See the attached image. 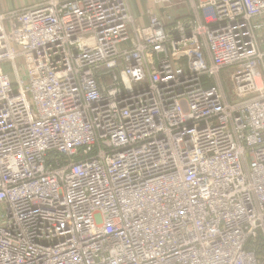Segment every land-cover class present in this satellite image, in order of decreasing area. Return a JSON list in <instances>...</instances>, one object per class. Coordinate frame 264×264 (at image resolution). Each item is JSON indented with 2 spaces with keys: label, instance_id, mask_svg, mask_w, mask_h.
<instances>
[{
  "label": "built area",
  "instance_id": "1",
  "mask_svg": "<svg viewBox=\"0 0 264 264\" xmlns=\"http://www.w3.org/2000/svg\"><path fill=\"white\" fill-rule=\"evenodd\" d=\"M193 7L0 13V264H264V0Z\"/></svg>",
  "mask_w": 264,
  "mask_h": 264
},
{
  "label": "crops",
  "instance_id": "2",
  "mask_svg": "<svg viewBox=\"0 0 264 264\" xmlns=\"http://www.w3.org/2000/svg\"><path fill=\"white\" fill-rule=\"evenodd\" d=\"M44 0H0V13L10 10L20 9ZM206 0H167L164 2L158 0H128L131 11L137 17L141 24L149 22L151 13H159L164 16V22L167 26L171 25L169 16L173 18H186L192 13L193 5L200 4ZM204 13V9H200Z\"/></svg>",
  "mask_w": 264,
  "mask_h": 264
},
{
  "label": "rangeland",
  "instance_id": "3",
  "mask_svg": "<svg viewBox=\"0 0 264 264\" xmlns=\"http://www.w3.org/2000/svg\"><path fill=\"white\" fill-rule=\"evenodd\" d=\"M193 12H194V7H193V9H192V13L189 15V16H187L186 18H188V17H190L191 15H193ZM166 17V16H165ZM186 18H173L171 15L169 16V20L171 21V24L172 23H174L175 21H178V20H182V19H186ZM7 68H8V66H7ZM262 252L263 253H261V256L262 257H264V250H262Z\"/></svg>",
  "mask_w": 264,
  "mask_h": 264
}]
</instances>
